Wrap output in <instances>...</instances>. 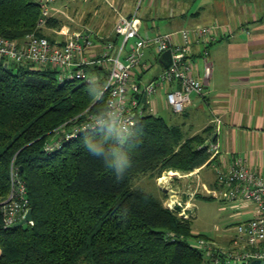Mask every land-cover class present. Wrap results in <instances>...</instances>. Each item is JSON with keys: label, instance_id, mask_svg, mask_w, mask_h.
Returning <instances> with one entry per match:
<instances>
[{"label": "trees", "instance_id": "1", "mask_svg": "<svg viewBox=\"0 0 264 264\" xmlns=\"http://www.w3.org/2000/svg\"><path fill=\"white\" fill-rule=\"evenodd\" d=\"M40 18L36 0H0V35L38 33ZM87 71L94 80L60 82L53 69L0 63V264H217V257L219 264H250L206 253L198 240L210 235L193 231L194 216L168 207L166 193L133 183L202 166L211 154L208 136L185 138L180 127L146 111L124 144L112 124L64 138L107 108V94L99 97L105 69ZM58 138L60 146L47 150ZM89 144L106 154L119 149L130 165L107 168L105 154L94 155ZM12 165L26 184L33 222L5 227L1 202L12 188Z\"/></svg>", "mask_w": 264, "mask_h": 264}, {"label": "built area", "instance_id": "2", "mask_svg": "<svg viewBox=\"0 0 264 264\" xmlns=\"http://www.w3.org/2000/svg\"><path fill=\"white\" fill-rule=\"evenodd\" d=\"M36 1L41 8L38 24L41 26L54 16L56 5L66 0ZM141 26L140 15L136 10L118 22L115 29L119 36L117 41L102 38L88 29L68 33L60 40H51L47 35L36 32L21 38L0 35V63L5 67L31 65L39 69H53L60 82L91 81L95 77L87 69L98 66L104 68L105 82L99 97L107 94L105 112L88 115L74 130L64 131V138L74 139L83 131H91L106 124H112L118 136L124 126L132 131L139 117L146 113L149 105H153L154 96L160 88L166 89L165 103L179 114L191 104L193 96H203L205 83L195 73L193 45H209L218 39L215 27L210 25L151 35H142ZM167 50L172 52V62L168 67L161 60L162 52ZM204 54H209L208 47ZM147 55H150L149 59ZM159 60L163 66L151 80L146 81L137 76ZM215 121L220 122V118L215 117ZM61 141L58 138L50 142L46 146L47 150L59 147ZM217 149L216 143H209L211 152ZM231 163L228 168L214 164L217 186L209 192L218 199L253 203V216L236 223L232 250L215 249L203 238L198 240V244L206 253L213 255V251L217 250L226 255L228 260H264V173L254 168L246 157H237ZM10 172L12 188L8 198L1 202L5 212V227L16 225L30 209L26 184L20 178L18 169L12 165ZM175 202L176 206L167 202L166 205L185 218L195 215L186 211L192 207L190 204H182L178 200ZM219 258L214 262L219 264Z\"/></svg>", "mask_w": 264, "mask_h": 264}, {"label": "crops", "instance_id": "3", "mask_svg": "<svg viewBox=\"0 0 264 264\" xmlns=\"http://www.w3.org/2000/svg\"><path fill=\"white\" fill-rule=\"evenodd\" d=\"M129 1L133 0H118L120 9ZM143 2L140 13L142 35L203 25L214 26L218 34L215 42L209 45L196 43L192 49L195 73L205 83L204 95H195L191 104L179 114L165 103L166 89L160 88L153 105L147 108V112L163 116L170 124L180 127L185 138L204 134L208 136V144L218 145L217 151H212L202 166L189 172L168 171L174 178L166 184L167 188L160 187L163 191H168L169 187L168 195L178 196L184 203L197 207L196 201L201 197L188 196L186 192L196 186L201 192L217 186L214 164L228 168L235 158L246 157L254 168L264 173V0ZM128 8L127 14L123 15L132 14ZM99 33L95 34L106 39L119 38L115 28ZM207 47L209 54L206 56ZM160 62H153L152 69L143 70L137 76L151 80L162 68ZM215 117H219L220 122H216ZM223 202L230 207L234 217V226L223 232L222 240L227 242L234 236L236 223L253 216L254 206L246 201Z\"/></svg>", "mask_w": 264, "mask_h": 264}, {"label": "rangeland", "instance_id": "4", "mask_svg": "<svg viewBox=\"0 0 264 264\" xmlns=\"http://www.w3.org/2000/svg\"><path fill=\"white\" fill-rule=\"evenodd\" d=\"M143 1L144 0H133L126 2L123 8L121 7L120 9L118 0H66L56 5L57 8L52 17L57 19V24L50 25L48 24L49 20H47L43 25L36 27L35 31L48 34L57 40H60L68 33L86 29L95 33L98 32V34H100L99 32H102V30L104 32H110L111 29H116L118 24L117 21L119 22L120 19L125 16L123 14H127L129 11L128 6L132 13L137 10L140 15L144 3ZM156 71L157 70H155V72ZM168 112L169 111L165 110L166 114H168ZM172 178H174V175L166 171L158 178H152L150 175L136 177L133 183L137 187H142L156 195L162 196L164 193L168 195L170 188L168 187V191H163L160 187L167 188L166 184H168L169 180ZM192 179L193 178H191V180ZM183 187L184 185H182L181 188ZM199 190L200 187L198 188L196 186L186 192L188 196L201 197L199 201H196L197 207L193 205L191 208L188 207L186 209L187 212H193V214H195L192 224L193 231L195 233L207 234V236L210 235L208 238L209 240L206 239L207 237L203 239L214 248L232 250L233 238L227 242L222 240L223 232L227 230L228 227L234 226V217L232 216L230 207L225 205L223 199L214 197L207 189L202 190V192ZM208 195L212 198L208 199ZM180 199H178V196L168 195L165 202L176 206L175 201L178 200L181 201L182 204H185L184 200L182 198ZM180 207H178V209ZM78 264L90 263L83 260Z\"/></svg>", "mask_w": 264, "mask_h": 264}, {"label": "clouds", "instance_id": "5", "mask_svg": "<svg viewBox=\"0 0 264 264\" xmlns=\"http://www.w3.org/2000/svg\"><path fill=\"white\" fill-rule=\"evenodd\" d=\"M132 133L129 131L127 126H124L120 132H118V138L119 142L121 144H124L126 140L128 139V136H130ZM85 143H88L85 141ZM89 151H91L94 155H101L104 153V150L97 146L89 144ZM105 154V165L107 168H112L113 166H116L117 171L122 170L125 166H129L130 162L128 158L121 154L119 149L111 151L110 154Z\"/></svg>", "mask_w": 264, "mask_h": 264}, {"label": "water", "instance_id": "6", "mask_svg": "<svg viewBox=\"0 0 264 264\" xmlns=\"http://www.w3.org/2000/svg\"><path fill=\"white\" fill-rule=\"evenodd\" d=\"M171 50H167L165 52H162V55H161V60L163 61V64L164 66L168 67L171 62H172V59H171ZM32 221L33 220V209L30 207V209L27 210V213L25 215V217L20 220L19 222L16 223V225H23L25 223H28L29 221ZM250 264H264V260H258V259H253Z\"/></svg>", "mask_w": 264, "mask_h": 264}]
</instances>
